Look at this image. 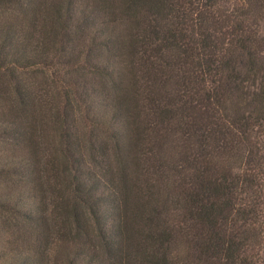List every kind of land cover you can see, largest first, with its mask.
I'll list each match as a JSON object with an SVG mask.
<instances>
[{
	"label": "trees",
	"instance_id": "1",
	"mask_svg": "<svg viewBox=\"0 0 264 264\" xmlns=\"http://www.w3.org/2000/svg\"><path fill=\"white\" fill-rule=\"evenodd\" d=\"M0 264H264V0H0Z\"/></svg>",
	"mask_w": 264,
	"mask_h": 264
}]
</instances>
